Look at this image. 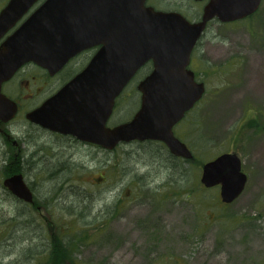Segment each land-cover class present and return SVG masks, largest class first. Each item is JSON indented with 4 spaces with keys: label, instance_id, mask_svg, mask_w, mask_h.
Masks as SVG:
<instances>
[{
    "label": "rangeland",
    "instance_id": "374dc122",
    "mask_svg": "<svg viewBox=\"0 0 264 264\" xmlns=\"http://www.w3.org/2000/svg\"><path fill=\"white\" fill-rule=\"evenodd\" d=\"M147 5L196 22L204 4ZM191 56L205 92L176 131L192 153L188 161L171 160L153 143L113 152L69 147L23 129L17 118L22 158L11 151L5 160L3 152L2 163L0 153V264H264V0L243 20L209 22ZM134 88L118 97L107 125L133 117ZM223 153H235L247 176L230 204L218 187L200 184L203 164ZM18 170L40 210L17 204L2 188V177Z\"/></svg>",
    "mask_w": 264,
    "mask_h": 264
},
{
    "label": "water",
    "instance_id": "95a60500",
    "mask_svg": "<svg viewBox=\"0 0 264 264\" xmlns=\"http://www.w3.org/2000/svg\"><path fill=\"white\" fill-rule=\"evenodd\" d=\"M146 1L44 0L21 22L38 0H8L0 10V40L5 37L0 44V120L16 113L1 84L23 64L32 62L54 73L79 52L99 46L86 67L27 118L106 150L150 140L163 142L177 157L192 159L172 131L205 92L188 69L191 52L211 19L241 20L254 14L261 0H208L196 22L177 12L155 10ZM148 62L152 70L137 87L138 111L129 121L108 127L115 99ZM246 182L235 153L220 154L201 169L200 184L219 186L224 204L235 201ZM3 186L16 198L33 202L21 174L3 180Z\"/></svg>",
    "mask_w": 264,
    "mask_h": 264
},
{
    "label": "flooded vegetation",
    "instance_id": "af4514ba",
    "mask_svg": "<svg viewBox=\"0 0 264 264\" xmlns=\"http://www.w3.org/2000/svg\"><path fill=\"white\" fill-rule=\"evenodd\" d=\"M42 1L43 0H41L39 3H37L35 5V7L38 6ZM200 3L205 4V3H207V0L200 1ZM212 20L218 21L216 18H214ZM211 21H209V22H211ZM209 22L206 24V28H207V25L209 24ZM206 28H205V30H206ZM205 30H204V32H205ZM204 32L200 36L199 40L203 36ZM3 40H4V38H2L0 40V44L2 43ZM199 40L197 41V44H198ZM197 44H196V46H197ZM195 47H194V49H195ZM98 49H99V46H95V47H91V48H88V49H85V50L79 52L78 54H76L75 56L70 58L67 61V63H65L58 71H56L54 73H50L47 69L42 68V67H40V66H38L32 62L25 63L12 75V77L10 79H8L7 81H5L1 84L2 95H4L8 100L13 102L16 106V113L12 119H10L6 122H3L0 120V148H1L0 153H1L2 163H3V154L4 153L7 154V155L4 154V157L6 156L4 159L7 160L11 151L14 152V157L16 159L18 158V155H20L22 158V149H21L22 147H20V145H22L23 141L25 142L24 134L20 131L21 129L12 128V125L15 126L14 122L17 120V118H20L25 123L26 126L23 129H25V130L31 129V130L36 131L37 134L47 133V134L52 135L56 138L63 139L65 142H67L66 146H69V147L72 144H74V145L76 144V145H80V146H89V147H92V148L97 149V150L113 152L115 149L118 148V146L123 145V144L153 143V144L160 145L164 151V154L168 155V157L173 161H183V160L188 161V160H190V159H184L181 157H177V156L171 154L170 151L168 150L167 146L163 142H159V141H150V140L142 141V142L132 141L129 143H120L115 148H113L112 150H105L104 148H102L98 145H95V144H92L89 142L80 141L72 135L62 134V133L53 132V131H50L48 129H45V128L41 127L40 125L31 122L27 118L28 113H30L31 111H33L34 109L39 107L45 100H47L49 97L54 95L59 89H61L65 84H67L79 72H81L86 67V65L88 64V62L90 61L92 56L97 52ZM191 58H192V56H191ZM191 58H190V63H189L188 68L190 67V64H191V60H192ZM147 68H149L148 74L145 75V73L143 74L142 72ZM151 70H152V64L150 62H148L144 66H142L135 73V75L130 79V81L126 84V86L124 87L121 94L118 96L119 98H121V96L124 94V92L127 91L128 87H130V85L132 83H134V87H135L134 89L139 96V104H138V108H137L136 112L138 111V109L140 107V102H141V94L138 91L137 87H138L139 83L147 75H149ZM194 77L196 80L195 74H194ZM46 89L53 91V92L49 96L44 97L43 99L38 98L39 95L41 93H43V91ZM131 92H134V91L132 90ZM118 97L115 100L114 108L116 107L117 102L119 100ZM196 104L197 103H195L194 106L185 113L183 118L178 123H176L172 128L173 135L175 136V138H177L179 141L184 143L188 149H189L188 144L183 140V138L176 131H177V127H179L181 125V123L184 122V120L186 119L188 114L192 112V110L194 109ZM114 108H113V110H114ZM107 126L113 127L116 125H111V126L107 125ZM16 129H19L18 132L20 133V135L14 133ZM25 130L23 132H25ZM15 174H21L23 176L22 172L18 170V172H16V173L9 174V175L5 176L4 178L2 177L1 186H2V188H4L5 193L11 199H13V201H15L19 205L25 206L27 208L33 207L36 210H40L41 206L35 205L33 188L31 186V184L26 182L24 176H23L24 182L33 194V202L32 203H26V202L16 198L14 195L11 194V192H9V190L7 188H5L3 186V180H5L6 178H9ZM214 187L219 188V186H214Z\"/></svg>",
    "mask_w": 264,
    "mask_h": 264
},
{
    "label": "trees",
    "instance_id": "16d2710c",
    "mask_svg": "<svg viewBox=\"0 0 264 264\" xmlns=\"http://www.w3.org/2000/svg\"><path fill=\"white\" fill-rule=\"evenodd\" d=\"M58 252H60V248H59V245L58 246L56 245L54 247V250H53V253H52V254H54L53 257H56V253H58Z\"/></svg>",
    "mask_w": 264,
    "mask_h": 264
}]
</instances>
